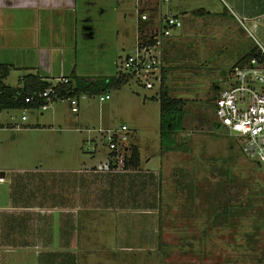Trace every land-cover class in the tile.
<instances>
[{"label":"rangeland","instance_id":"374dc122","mask_svg":"<svg viewBox=\"0 0 264 264\" xmlns=\"http://www.w3.org/2000/svg\"><path fill=\"white\" fill-rule=\"evenodd\" d=\"M147 1L142 7V0H68L78 14L86 13L81 19L91 25L79 26L75 37L74 30H66L62 39L78 41L71 66L76 64L75 73L89 78L113 76L125 72L123 58L134 52L137 25H142L137 24L138 9L144 8L151 18L176 15L182 27L163 40L155 80L143 85L133 77L122 87L109 89L110 98L103 101L99 95L86 96L77 113L62 100L42 115H33L56 111L65 120L62 136L77 142V152L92 158L93 165L104 162L107 155L99 128L125 125L139 153L141 168L124 166L106 178L118 182L115 190L124 208L119 205L107 212L103 200H95L99 203L93 211L80 213V219H88L84 225L90 232L91 250L77 255L76 264H264V169L241 153L213 114L217 91L213 85L220 84L231 66L253 47V38L244 28L249 21L232 17L229 0ZM197 9L208 14L196 15ZM250 31L264 43L256 30ZM68 67L67 63L59 73H70ZM161 76L169 96L184 100L186 112L182 130L175 133L173 151H163L159 142ZM12 82H18L16 75ZM19 110L9 111L18 117ZM62 149L55 152L56 157L64 171H71L78 153L71 157ZM132 205L154 208L156 222L138 228L140 220L134 218L123 229L120 212Z\"/></svg>","mask_w":264,"mask_h":264},{"label":"crops","instance_id":"0c3cea01","mask_svg":"<svg viewBox=\"0 0 264 264\" xmlns=\"http://www.w3.org/2000/svg\"><path fill=\"white\" fill-rule=\"evenodd\" d=\"M147 2L142 0V7ZM74 3L0 0V64L10 65L3 79L6 86L20 87L26 73L46 81L70 74H60L59 70L67 63L69 70L76 60L78 41L62 39V32L74 30L75 37L79 26L91 25L81 19L86 13L78 14ZM229 6L234 19L249 21V27L244 28L253 41L264 45L250 31L256 30L264 37V0H229ZM75 66L70 71H75ZM13 75L17 83L12 82ZM9 110L0 111V185H4L0 194V264H76L77 255L91 250L87 245L90 232L84 225L88 219H80V213L93 211L99 203L95 200H103L107 212L119 209V205L124 208V200H118L120 194L115 190L118 182L106 179L115 175H108L113 172L106 168L105 161L93 165L92 158L77 152V142L62 136L65 120L56 111L39 117L33 116L37 112L31 113L22 121L20 110L18 117ZM16 124L21 127H14ZM60 148L71 157L75 151L78 153L73 170L64 171L66 168L55 153ZM98 188L105 189L104 193ZM132 206L127 212H120L124 214L123 229H128L127 222L134 218L140 220L138 228L156 222L154 208Z\"/></svg>","mask_w":264,"mask_h":264},{"label":"built area","instance_id":"2783aa9c","mask_svg":"<svg viewBox=\"0 0 264 264\" xmlns=\"http://www.w3.org/2000/svg\"><path fill=\"white\" fill-rule=\"evenodd\" d=\"M138 23L142 24L143 29L137 31L139 34L136 36L134 52L124 56L122 68L124 73L132 74L143 85H147L150 79L155 80L153 73L161 64L163 40L173 37L182 27V20L171 14L151 18L144 8H140ZM252 48L253 52L234 63L218 84L213 114L216 123L235 141L241 153L264 169V45L254 39ZM68 82L67 76L50 79L43 90L25 95V103L37 105L21 108V120H26L28 114L42 112L54 102L62 100L68 102L72 113H77L80 100L87 95L60 96L58 86ZM109 97L106 93L99 95L98 99L103 101ZM14 127L20 128L21 124ZM97 132L107 147L106 168L116 171L123 169L124 161L131 155L130 129L121 125L119 128H99Z\"/></svg>","mask_w":264,"mask_h":264},{"label":"trees","instance_id":"16d2710c","mask_svg":"<svg viewBox=\"0 0 264 264\" xmlns=\"http://www.w3.org/2000/svg\"><path fill=\"white\" fill-rule=\"evenodd\" d=\"M196 15H207L208 11L197 9L193 11ZM227 14V12H223ZM230 14V13H229ZM143 29V26H137V31ZM142 38V36H141ZM251 48L242 58L253 52ZM236 61V62H238ZM10 65L0 64V111L2 109H21L37 103H25L24 96L43 90L48 86V81L41 79L33 73H26L22 76L21 86L11 88L3 83V79L8 75ZM165 68H162L164 73ZM164 75V74H163ZM69 82L58 86V94L62 97L70 95H79L84 93L87 96L104 95L109 89L122 87L129 79L133 78L132 74L122 73L119 71L113 76H97L89 78L75 74L74 68L67 76ZM217 90V83L213 85ZM217 92V91H216ZM159 142L163 151H173L177 148L175 133L182 130L185 109L183 108L184 100L169 96L166 87L163 85V76L159 84ZM218 125V124H217ZM238 147V146H237ZM240 150V148L238 147ZM139 162V153L136 146L131 143V155L124 161L125 167L128 165L137 167Z\"/></svg>","mask_w":264,"mask_h":264}]
</instances>
